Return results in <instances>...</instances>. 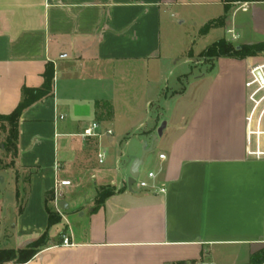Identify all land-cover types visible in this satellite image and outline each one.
I'll return each mask as SVG.
<instances>
[{
  "label": "crops",
  "instance_id": "obj_1",
  "mask_svg": "<svg viewBox=\"0 0 264 264\" xmlns=\"http://www.w3.org/2000/svg\"><path fill=\"white\" fill-rule=\"evenodd\" d=\"M219 1L229 6L227 40L264 42V0ZM175 2L0 0V114L15 110L25 87L50 86L20 116L13 163L0 149V173L10 170L16 181L9 216L0 195V250L23 249L45 233L46 243L27 262L3 264H264V155L249 153L246 122L254 58L203 61L205 73L192 81L184 73L178 87L163 88L171 69L162 22ZM93 122L102 135L112 131L109 141L136 128L129 141L158 148L148 172L166 192L130 190L136 150L125 178L98 185L101 137L81 135ZM59 179L72 182L58 187L69 208L51 225ZM88 184L79 200L76 188ZM63 234L75 245H61Z\"/></svg>",
  "mask_w": 264,
  "mask_h": 264
},
{
  "label": "rangeland",
  "instance_id": "obj_2",
  "mask_svg": "<svg viewBox=\"0 0 264 264\" xmlns=\"http://www.w3.org/2000/svg\"><path fill=\"white\" fill-rule=\"evenodd\" d=\"M224 10L225 7L219 0H176L173 5L167 8L165 19L162 22V50L163 60L170 61L171 74L168 75V82L164 81L162 83L161 86L163 88L166 89V86H169L168 89L169 92H171L172 89L178 87L177 78L184 73H189L186 77L189 81H192L195 76H199L201 73L206 72L207 64L202 62H212L216 58H207L203 55L204 50L221 38H231V35L218 23H213V27L207 33H204L202 29L208 22H215L216 19H219L224 13ZM180 20L182 22H180ZM252 58H254V61L262 60L264 59V52ZM184 85H187V80L184 81ZM153 112L151 108V116ZM164 113L165 110L161 118H163ZM163 122H165V120L161 122V125ZM136 131L138 130L133 128L130 130L129 134L124 135L122 140H118L116 137L113 141H109L108 136L104 135L103 132L98 151L105 152L106 157L104 163L97 164L96 167V171H98V181H96V183L98 185L102 179H111V177L118 183L122 176L125 178L127 175L129 155L135 150L139 151L141 155L143 154L145 149L144 143L140 144L136 140L129 141V139H133ZM3 138L4 134L1 133L0 140ZM159 141H161V138H159ZM158 151V148H154L153 151L146 154L143 164L141 165L140 178H144L149 169L155 168L154 162L157 159ZM120 155H123L122 161H119L118 165H116V159ZM8 162H10V158H7L5 161V163ZM111 163L114 169H112L108 175L104 176L107 178H103L104 174L101 171ZM115 166L120 168V170H116ZM109 186H112V184ZM137 186V183L134 184L135 188H137ZM91 188L92 186L89 184L83 189L76 188L79 200H83L85 197L84 193L91 190ZM15 193L16 181L13 174L10 170L0 173V195L5 199L6 204L4 208H6L5 213L8 216V208L15 202ZM1 236H3V233Z\"/></svg>",
  "mask_w": 264,
  "mask_h": 264
},
{
  "label": "trees",
  "instance_id": "obj_3",
  "mask_svg": "<svg viewBox=\"0 0 264 264\" xmlns=\"http://www.w3.org/2000/svg\"><path fill=\"white\" fill-rule=\"evenodd\" d=\"M225 1H239V0H225ZM229 6L225 5V14L219 19L208 22L202 29L204 33H207L212 27L213 23H218L224 25L225 19L228 16ZM264 52V42L247 45V44H235L231 41L221 38L214 42L211 46L206 48L203 52L207 58H219V57H231L236 59H245L248 57H254L260 55ZM48 75V70H47ZM50 86L47 84L43 88L31 89L25 87L23 89V97L15 108L13 112L7 115L0 114V135L4 134V138L0 140V149L3 150L5 157L11 159V163L17 157L19 153L18 138H19V119L23 110L35 102L36 100L42 98L49 92ZM113 193L112 186H106L100 190L96 196V206L93 211H95L107 197ZM49 214V224H53L61 219V216L47 207ZM47 234L45 233L38 240L31 243L29 246L15 250V249H1L0 250V264L7 262H27L30 260L46 243Z\"/></svg>",
  "mask_w": 264,
  "mask_h": 264
},
{
  "label": "built area",
  "instance_id": "obj_4",
  "mask_svg": "<svg viewBox=\"0 0 264 264\" xmlns=\"http://www.w3.org/2000/svg\"><path fill=\"white\" fill-rule=\"evenodd\" d=\"M233 33V30H229ZM236 35L233 34V38ZM247 98L249 102V109L246 116L247 122V141L249 147V153L253 156L260 157L264 155V59L254 61L248 69V78L246 80ZM100 125L98 122L86 126L81 135L83 137H101L102 133L99 132ZM104 135H112L111 130H106ZM106 157L105 152H98L99 163H103ZM161 159L165 158V154H160ZM156 178L154 171L148 172L146 178H136L134 184H138L141 188H148L154 191L166 192L165 186H159V184L150 182ZM71 180L59 179L56 185L55 192V209L56 212L64 217V209L59 204L58 187L71 185ZM133 184V186H134ZM61 245L74 246L75 243L72 239L66 235H62Z\"/></svg>",
  "mask_w": 264,
  "mask_h": 264
},
{
  "label": "water",
  "instance_id": "obj_5",
  "mask_svg": "<svg viewBox=\"0 0 264 264\" xmlns=\"http://www.w3.org/2000/svg\"><path fill=\"white\" fill-rule=\"evenodd\" d=\"M180 22H182V21H180ZM166 126V122H163V124L160 126V128L158 129V134L159 135H161L162 134V132H163V129H164V127ZM149 151V149H144V151H143V154L140 156V157H138V158H136L133 162H132V164L130 165V168H129V177H128V180H127V183H128V186H129V188H130V190L131 189H133L132 187H133V184L135 183V181H136V178L139 176V174H140V166L143 164V160H144V157H145V155H146V153ZM65 201H60L59 202V204H60V206L64 209V210H66V209H68L69 208V205L68 204H66L65 205Z\"/></svg>",
  "mask_w": 264,
  "mask_h": 264
}]
</instances>
